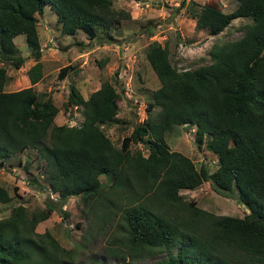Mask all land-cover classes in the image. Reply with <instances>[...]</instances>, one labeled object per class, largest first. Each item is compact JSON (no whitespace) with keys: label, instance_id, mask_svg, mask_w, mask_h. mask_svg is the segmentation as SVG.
Masks as SVG:
<instances>
[{"label":"trees","instance_id":"1","mask_svg":"<svg viewBox=\"0 0 264 264\" xmlns=\"http://www.w3.org/2000/svg\"><path fill=\"white\" fill-rule=\"evenodd\" d=\"M236 1L224 11L216 0H179L195 29L215 35L238 18L239 35L211 42L207 61L199 56L182 68L170 63L163 43L149 41L145 57L159 84L148 94L144 120L116 145L103 129L115 121L119 97L110 81L86 97L68 85L64 104L78 108L77 124L55 123L57 107L34 90L42 76L37 15L48 4L61 34L81 30L104 41L97 27L128 14L112 0H0V166L30 147L41 161V187L55 193L42 207L27 212L15 204L0 217V264L71 263L68 249L34 227L73 195L95 226L114 220L106 251L118 264H136L159 250L166 254L149 264H264V0ZM20 33L34 60L25 70L29 85L6 90L5 65L17 68L25 58L12 39ZM70 69L59 66L57 79ZM175 124L193 126L196 147L215 155L212 170L167 147L165 135ZM136 142L145 153L130 148ZM203 181L218 192L233 190L247 211L216 214L179 193ZM11 197L0 185V203Z\"/></svg>","mask_w":264,"mask_h":264},{"label":"rangeland","instance_id":"2","mask_svg":"<svg viewBox=\"0 0 264 264\" xmlns=\"http://www.w3.org/2000/svg\"><path fill=\"white\" fill-rule=\"evenodd\" d=\"M174 1L112 0V6L121 8L128 16L119 18L105 28L97 27L96 33L104 41L88 39L81 30L71 35L61 34L54 12L48 4L43 6L42 12L37 15L36 28L41 48L39 59L44 74L33 87L46 93L57 107L53 118L55 123L77 124L81 119L78 108L64 104L69 84L76 86L80 94L86 97L102 81L108 80L118 91L119 97L116 100L115 121L110 126H103V129L111 141L118 145L133 124L144 120L148 94L159 84L145 57L149 41L156 39L163 43L170 63L182 68L196 65L199 56L207 61V49L211 42L239 35L237 26L243 20L233 18L226 28L210 37L203 28L195 29L184 7L179 3L173 4ZM216 1L222 8L224 5L226 10L232 8L229 0ZM106 32L111 38L105 37ZM13 42L26 62L22 63V68L5 65L8 74L4 86L6 90L28 85L23 67L25 63L33 61L23 34L15 35ZM98 61L103 62L99 65ZM67 63L71 64V69L64 78L57 79L59 66ZM114 70H117L116 74ZM165 141L169 149L178 150L190 157L195 166L203 163L209 170L215 167L214 153L204 147H196L192 125L175 124L165 135ZM136 147L145 153V148L139 142L130 144L131 149ZM40 165L41 161L31 148L20 156L7 159L0 166V185L6 187L12 196L9 201L0 203V217L7 215L12 205L22 204L28 212L42 207L48 197H55V193L41 187L45 182ZM99 178L103 179V175L100 174ZM179 193L185 199H193L196 205L216 214L242 216L247 211L243 204L237 202L233 190L218 192L208 181L191 189H179ZM95 221L87 207H82L80 197L73 195L67 197L60 208L56 207L49 216L38 221L34 229L38 232L47 229L61 246L69 250L71 263L64 260L61 264H118L117 259L109 256L106 251L115 231L114 220H108L99 227L95 226ZM165 254L166 251L159 250L134 262L149 264Z\"/></svg>","mask_w":264,"mask_h":264},{"label":"crops","instance_id":"3","mask_svg":"<svg viewBox=\"0 0 264 264\" xmlns=\"http://www.w3.org/2000/svg\"><path fill=\"white\" fill-rule=\"evenodd\" d=\"M195 1H197V2H199V3H203V2H205V1H207V0H195ZM179 2H178V0H176V1H174L173 2V4H178ZM229 3H232V8L236 5V3H237V1L236 0H229ZM223 6V8H222V10H224V11H227L226 9H224V5H222ZM232 8H230V9H232ZM230 9H228V10H230ZM191 18V17H190ZM192 20H193V18H191ZM193 24H194V20H193ZM199 30H202V28L201 29H199ZM206 32V31H205ZM206 34H208V33H206ZM17 35V34H16ZM208 35H210V37H211V34H208ZM216 35V34H215ZM14 37V36H13ZM13 39V38H12ZM40 44V43H39ZM40 57V56H39ZM39 61H40V59H38ZM24 61H25V58H24ZM23 61V62H24ZM22 62V63H23ZM26 62V61H25ZM34 62V60L32 61V63ZM32 63H28V64H26L25 63V67H23L24 68V71L32 64ZM40 64H41V61H40ZM22 66V64L19 66L20 68H22L21 67ZM19 67H17V68H19ZM41 71H42V75L44 74V69L42 68V64H41ZM8 75V74H7ZM24 75H25V77L27 78V76H26V73H24ZM42 77V76H41ZM27 81H28V78H27ZM37 82L38 81H36L34 84H33V86H35L36 84H37ZM28 85H29V81H28ZM34 88V87H33ZM35 90V89H34ZM37 91V90H36ZM44 97H46V95L44 96ZM27 149H31L30 147L28 148H25V149H23L21 152H18V153H15V154H13V155H11V156H8V157H6L4 160H3V165L5 164V162H6V160L7 159H9V158H11V157H14V156H20V154L22 155V154H24V151H26ZM18 161H20V162H22L20 159H18Z\"/></svg>","mask_w":264,"mask_h":264}]
</instances>
